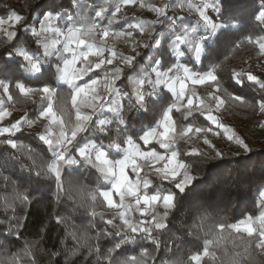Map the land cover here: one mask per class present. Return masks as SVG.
<instances>
[{
    "label": "trees",
    "instance_id": "trees-1",
    "mask_svg": "<svg viewBox=\"0 0 264 264\" xmlns=\"http://www.w3.org/2000/svg\"><path fill=\"white\" fill-rule=\"evenodd\" d=\"M223 2L224 0H221V4H223ZM241 2L246 5V9H242V11H246L250 13V15L247 16L245 22L239 27H226L223 20L224 10L221 9V11L217 13L214 8H210V13L215 23L223 25V28L213 34L204 44V51L201 53L199 61L196 60V56L193 52H191L189 57V51L184 45H181L180 48L183 51L184 48H186V52L184 51L186 53L185 56L172 54V46L174 42L182 38L184 29L199 27L200 32L198 34H204L202 27L203 21L199 17L189 13V11L187 14L180 13L181 15L179 18L168 9V15L161 19L158 25L154 27L153 35H150L149 32H133V30L128 27V22L131 20L128 16L123 19L118 18L114 21L118 31L132 33L134 39L131 41L124 39L116 41V50L125 56L134 57L132 63L133 67L141 63L151 64L148 78H139L144 81V86H150L151 89V81L156 79L157 71L166 72L182 64L191 70L206 72L209 70L212 71L213 64L220 65V67L216 69L218 86L221 89L220 93L226 100V103L230 105L231 115L245 118L247 111H256L257 109L233 104L228 101L227 93L240 95L252 103L258 102L261 96H264V89H261L259 84L249 81L246 78L247 74H251L255 75L258 80L264 81V63L251 62V57L256 53L258 48L244 42L245 37L248 35H264V25H260L258 21L253 19L254 11L259 9L261 5L260 0H241ZM42 3L44 7L51 9L54 18L57 13L61 11L64 16L71 15L76 17L79 15V9L76 5L71 3V0H63L62 9L52 7L54 0H42ZM101 5H105L103 0H87L86 8L88 9V16L95 17V19L99 21L92 9L99 11L98 8ZM107 6L110 9L109 15L112 16L114 14V8L112 5ZM36 7H40V5H29L25 7V0H0V19L6 21L3 25L5 31L0 34V40L7 41V47H9V49L16 47L26 32L31 36V31L41 24L43 19L42 15L34 19V9ZM13 11L22 16L23 19L20 24H16L14 21L12 25L8 24V16ZM131 21L134 20L132 19ZM62 25L64 28L69 27L68 24ZM74 26L84 27L83 24L79 23ZM8 31L15 33L12 40H8ZM31 39V47L26 48V50L35 52L36 59L41 61H46L48 59L57 60V57L54 56L47 58L43 56L44 50L42 49L38 37L31 36ZM237 44L240 45L239 48L236 47ZM133 45H136L135 52L132 51ZM162 45L169 52L168 61L170 62L157 64L154 62L153 54L159 53ZM210 45H212V47H210ZM7 50L8 49H6V51ZM65 56L70 59L71 53H65ZM17 59L22 61V57ZM22 62L27 65L26 61ZM12 63L15 64L16 62L13 61ZM120 67L127 69V66L123 64H120ZM43 68L44 64L41 63V69ZM96 71L102 73L103 70L99 69ZM234 72L244 74L241 78V83L238 84L236 82L237 78L234 76ZM95 74L96 73H93V75ZM40 75L43 78H41ZM48 77L49 72L47 70L42 74L38 73L36 75H29L27 72H18L15 69H10L6 73H0V80H4L6 83L10 84L11 94L17 106H33L31 108L29 107L31 111L28 110L17 113L11 123L5 126L0 125V127H10L15 122L32 117L33 119L36 118L35 116L40 112L38 110H40L41 106L39 107L38 105L31 104L30 101L24 102L23 97H20L18 90L15 88V84L19 82L24 83L27 87L39 88L43 86V83L46 82ZM85 79H88V77ZM119 86L120 81H117V87ZM132 87H135V85L133 84ZM157 89L166 93L169 102L174 101L172 92L167 87L158 85ZM0 90L3 91L2 89ZM206 115L207 113L193 111L191 116L187 119H183L179 112H173V118L178 124L187 125L192 123L215 129V125L207 119ZM225 123L232 130V124L228 121ZM235 126L236 135L244 140L250 151H244L237 144L236 146L227 144L218 149V151L222 153V156L217 158L213 152L209 151L201 137L194 136L191 142L186 139L178 141V145L182 149L180 159L191 165L190 173L192 176H196L197 169H201L205 173L212 172L220 176H224L225 172H227V179L235 178L239 180V170L241 167L247 166L252 162L255 163L257 168L264 166V132L256 131L257 133L255 135L250 136L247 135V131L245 133L244 130L237 127L238 123L235 124ZM40 132L41 131L35 128L22 129L20 133L12 134L10 138L17 144L27 145L28 148L32 149L38 156L51 159V152L48 151L47 146L38 139ZM8 137L9 134L7 133L0 136V159H5L6 157V163L8 164V168L0 167V172H3V176H0V200H3L5 196L11 195L13 189H15L26 194L29 197V203L26 206L17 204L14 209L7 210L0 207V264H12L13 257L17 258V264H25V261H27V264H66V261L68 264H92L97 255L95 253L89 255L87 248H80L81 239L77 238H83L85 235L88 237H95L102 233H107V235H103L98 241H90V243L99 246L101 264H106L103 253H106L107 250L114 247L115 244L130 237L131 234L119 227L114 228L113 225L106 223L108 219H111L112 215L111 209L107 208L102 198L101 203L94 206L97 215H92V188L82 187L75 182L69 184L63 173L60 182L62 188H57L54 180L47 182L37 177L33 169L32 161L25 153L5 147L4 141ZM194 148L197 152L202 153V155L192 154ZM208 157H215L216 159L210 164L202 163L206 161ZM67 171L68 168L66 166L64 173H67ZM4 176L10 178L6 180L3 178ZM152 181V185L144 189L147 194H155L158 185L162 186L164 192L171 190L178 193V189L171 186L160 177ZM45 183H50L52 186L51 194L47 196L40 194L38 188H36V186ZM172 211V209L168 210L170 215L165 220L166 225L171 224ZM155 212L162 216L165 212L163 205L159 204L155 206ZM101 214H103V219H101ZM256 215H258V210L253 213V217H256ZM243 218L242 215L236 216L235 209H233V219L230 220L229 223H235ZM57 219H60L62 222L57 223ZM17 221H19L18 227ZM196 223L198 225L207 224V217L201 218V220L196 221ZM114 224L119 226L121 222L118 223L114 221ZM166 231L167 228L160 231H153V236L157 235V233L161 234L162 249L161 253L156 255L155 260L150 259L148 264H159L163 252L162 234ZM74 236L77 238H74ZM131 237L140 241L149 251H152L154 248V245L148 242L147 235L145 234L137 233L135 236ZM225 246L231 248V241L225 242ZM125 247L129 249L127 252L128 256L139 255L140 253V248L132 245L122 246L120 249H117V253L120 255ZM28 248L31 249L32 254L24 255L25 250ZM74 248H79V253L69 260V250Z\"/></svg>",
    "mask_w": 264,
    "mask_h": 264
},
{
    "label": "clouds",
    "instance_id": "clouds-1",
    "mask_svg": "<svg viewBox=\"0 0 264 264\" xmlns=\"http://www.w3.org/2000/svg\"><path fill=\"white\" fill-rule=\"evenodd\" d=\"M71 3L77 6V0H71ZM103 3L106 4V0H103ZM86 4L87 0H80L81 6L77 7L79 15L76 17L64 16L62 11L57 13L55 19L62 24L69 25L66 31L56 27L59 37H64V40H59V43L63 42L64 44L71 31L82 28H75L74 25L78 23L84 25L83 22L88 19L96 20L95 17L88 16V9L84 7ZM260 4H264V0H260ZM29 5H40L34 9V19L41 15L44 21L47 17H53L51 9L44 7L42 0H25V7ZM52 7L62 9L63 0H54ZM219 7L220 11L224 10L223 20L226 27L242 26L247 16L250 15V13L242 11V9H246V5L241 0H224L223 4L220 0ZM35 33L36 31L33 30L31 36H36ZM31 36L26 32L18 45L11 49L7 47V41L0 40V73H6L10 69L27 72L26 65L22 62L25 60L17 59L20 57L18 52L21 49L27 51L33 60L44 64L40 74L46 70L49 72L46 85L58 93L55 100L58 116L54 117V122L59 121L57 124L59 136L74 129L81 112L87 107L88 98L82 90L93 89V86L103 83L113 76L115 69L107 66L99 68L95 61H88L87 64L80 63V67L77 68L75 63H72L74 56L71 54L70 59L65 56V53L74 51L66 46L48 52L44 49V57L55 56L57 60H38L35 58V52L26 50L31 47ZM6 49L8 50L6 51ZM190 54L191 51L188 53L189 57ZM153 55L154 62L157 64L170 62L168 61L169 52L163 45L159 53ZM185 55L186 53L183 54V56ZM199 59L196 58L197 61ZM13 61L16 63L13 64ZM76 63H79L78 59ZM100 63L103 64L102 59ZM66 64L69 66V76L61 80L58 70ZM150 68V63L137 64L135 67L130 64L127 69L122 68L120 75L114 77L112 90L101 92L103 103L90 113L87 126L80 132L73 145L71 158L76 163L61 168V175L62 173L65 175L69 184L75 182L82 187L93 189L92 194L98 196L93 202V207L101 203L98 194L111 191L121 170H127L133 160L139 159L140 156L158 157L160 160L181 156L182 149L179 147L178 141L182 139L165 140L161 134V129L168 119L169 106L172 103L168 101L166 93L159 89L153 91V89L145 88L143 95L138 98L137 88L132 87L135 81H143L139 79L140 77L148 78ZM99 69L103 70L102 74L96 71ZM93 73L96 74L93 75ZM86 77L88 79H85ZM41 78L43 77L41 76ZM117 81H120L119 87H117ZM78 94H80V99L76 102ZM43 127L45 128L47 125L44 124ZM153 133L156 134L155 138H149ZM53 147L55 151L53 148L47 147L51 152V159H54L56 153L60 151L58 146L54 145ZM86 149L89 150L86 156L82 155ZM40 157L45 159L43 156ZM215 159V157H208L202 163L210 164ZM66 166L68 171L64 173ZM0 167L8 168L6 157L0 159ZM109 168L111 171H108ZM132 171L139 179V172L135 169ZM144 173V179L149 181L145 187L147 189L153 183L148 175H155V173L150 166L144 167ZM239 175V180L227 179V172L224 176H220L197 169V175L192 176L193 180L187 186V191L176 193L168 190L166 192L175 195V204L172 208L171 224L166 225L167 231L162 234L163 252L159 264H233L234 259L237 264H264V250L256 248L251 249L250 255H244L241 249L228 248L224 245L213 248L215 259L209 260L204 256V253L209 250L210 242L217 240L221 235L222 226L225 229L223 234L227 236L230 234V226L253 217L256 210H258L256 217L264 215V166L257 168L254 162L249 163L240 168ZM0 176H3V172H0ZM39 177L47 182L54 180L56 187L60 188V184L53 176L42 174ZM3 178L7 180L10 177L4 176ZM174 187L176 188L175 184ZM36 188L42 195L51 194L50 183L40 184ZM162 191V186L158 185L155 194L162 193ZM233 209H235L236 216L242 215L244 218L235 223H229L233 219ZM164 215L168 218L170 214L167 212ZM204 217H207L208 223L198 225L196 221ZM245 239L247 238L245 237ZM147 240L154 245L150 259L155 260L156 255L160 254L162 249L161 234L157 233L155 236L150 234L147 236ZM124 245L139 247L140 252L147 249L133 237H128L109 249L117 250ZM128 251L129 249L125 247L124 251L115 258L113 264H122L125 257H131L127 255ZM100 259V256H96L92 264H97Z\"/></svg>",
    "mask_w": 264,
    "mask_h": 264
},
{
    "label": "snow or ice",
    "instance_id": "snow-or-ice-1",
    "mask_svg": "<svg viewBox=\"0 0 264 264\" xmlns=\"http://www.w3.org/2000/svg\"><path fill=\"white\" fill-rule=\"evenodd\" d=\"M139 5L141 8L147 7L150 11L154 12L156 19L151 21L137 20L135 23H130L129 27L135 29L139 33L150 32L155 24L160 22V18H164L168 15V9L178 7L181 9H187L191 12H196L199 14L200 19L203 21V35L198 34L200 32L199 27H193L191 29H184V35L174 42L172 46V52L174 55L183 56L185 53L181 50L180 46H186L188 51L195 54L196 58L199 59L201 53L204 51V44L208 39L211 38L218 30L223 28V25L216 24L209 17L207 10L209 8H214L217 13L220 12V0H161L159 6L152 4L149 0H106V6L112 5L114 8V14L109 19L108 25L106 27H101L97 20H85L84 27L79 30L71 31L67 40L64 43L69 49L74 50L71 54L74 56L72 63H75L77 68L80 67V63L87 64L88 61H95L99 68H104L105 66H111L115 69L112 77H109L103 83H98L93 86V89L82 90L83 94L87 96V107L81 112L78 123L73 130L68 131L64 134L58 136L57 134V124L59 121L54 122V117L58 116L56 111V96L58 93L54 92L52 87H48L46 82L43 83L42 87L32 88L27 87L24 83L17 82L15 88L18 90L20 97H23L24 102H33L32 97H38L41 103L40 116L43 121H46L47 127L39 133L38 139L47 147L53 148L54 145L60 148V151L56 153L54 159L46 160L42 159L40 156L35 154L32 149L28 148L27 145H20L12 141L10 138L12 134L20 133L24 127L27 125L32 128L34 121L22 120L13 123L10 127H0V136L4 134H9V137L4 141L6 148L15 149L25 153L28 158L32 161L33 169L35 170V175L39 177L42 174H48L53 176L60 184L61 182V168L65 165H73L76 163L72 156V148L74 143L79 137L80 132L84 130L90 120V113L97 108L99 104L103 103L101 92H107L112 90L114 77L119 76L122 68L119 67L120 64L128 66L133 63L134 57L125 56L116 50L115 42L119 40H133L134 36L132 33L126 32H113L112 24L118 19V14L121 13L125 6ZM80 0H77V7H80ZM86 7V5H84ZM107 8L102 7L98 12L95 13L97 19L103 20ZM22 16L18 15L15 11L11 12L8 16V22H15L20 24L22 21ZM253 19L258 21L260 25H264V4H261L259 9L255 10L253 13ZM54 17L45 18V24L42 25L41 31L36 32L37 37L44 33H51L55 37H59L58 31L54 26ZM6 23L5 20L0 19V34L5 30L3 25ZM15 36L14 32L8 31V40H12ZM247 44L252 45L259 49L261 56H264V35H248L245 37ZM139 43V42H137ZM59 39H45L42 41L43 48L46 52L50 49H57L59 45ZM75 45V47H73ZM237 48L240 47L239 44L236 45ZM132 51H136V45H133ZM18 55L22 57L26 62V71L29 75L38 74L41 72V64L35 60L27 53V51L21 49ZM79 63H76V60ZM101 59L103 64L100 63ZM90 66V65H89ZM220 65L213 64L212 71L203 74L193 73L188 67L182 64L177 65L176 75H170L168 72H156V79L151 81L152 89L155 91L158 85H164L167 87L175 96V100L170 104L168 110V119L164 123L163 129H161V134L165 140L168 139H186L189 142L192 141L193 137L203 136V143L209 147L215 148V145L207 138V134L220 135L221 133L214 132L210 127H202L189 123L178 124V122L173 118V112H179L183 119H187L192 115L193 111H199L202 113H207V119L211 121L217 129H222V135L228 141L237 144L244 151H250L248 145L236 135L234 131L225 126L217 117H215L212 112L213 109L210 103L206 102L203 98H198L194 87L196 85H210L215 88V91L209 92V101L215 102V110L219 111L222 109L226 103L225 99L219 93L221 89L218 86V76L216 75V69ZM60 72V79L64 80L69 76V66L66 64L64 67L58 70ZM234 76L237 78L236 82L241 83V78L244 76L243 73L234 72ZM247 80L259 84L261 89H264V81L258 80L255 75L247 74ZM190 82V84H189ZM135 87L137 88L138 98L143 95L144 81H135ZM0 89L7 94V99L10 101L13 99L11 94V86L4 80H0ZM228 101L233 104H237L241 107L258 109L259 112L264 113V96H261L260 100L256 103L247 101L244 97L240 95H233L227 93ZM80 99V94L77 95V101ZM5 102L0 99V122L3 121L4 117L10 116L11 113L4 111ZM264 126V125H262ZM155 133L150 134L149 138H155ZM89 150L86 149L82 155L87 154ZM194 155H202L193 149ZM217 158L222 156L220 151L215 153ZM150 166L155 175H158L162 180H170L175 182L176 189L179 192H184L188 185L192 183L193 177L190 174V165L182 162L180 157L173 156L171 159L165 158V160H160L158 157H146L140 156L139 159L133 160L128 166L127 170L122 169L119 178L116 180L114 187L111 191H106L99 193V198L106 204L108 209L115 210L112 213L113 219H108L107 224L113 225V227H119L122 230L127 231L131 236H135L137 233H142L145 235H150L153 231H160L166 228L165 220L166 215H158L155 212V206L162 203L165 212L171 210L175 204V195L171 193H159V194H143L141 189L148 185L149 181L144 179V167ZM135 169L139 172V179H132L129 176V170ZM108 171H111L109 168ZM136 175V174H135ZM149 188V187H148ZM115 196L119 197L117 201ZM98 198L97 194H91V200L94 202ZM29 203V197L23 192L13 189V192L9 196H5L3 200H0V207L7 209H14L17 204L27 205ZM138 212L141 217H151L150 220H134L132 214ZM92 215H97L95 208L93 207ZM119 218L121 224L119 226L114 224V219ZM101 219H103V214H101ZM60 219H57V223H61ZM151 225V226H149ZM19 226V221H17V227ZM11 231V229H10ZM225 229L222 226L220 229L221 235L217 240L210 242L209 250L204 253L205 258L212 260L215 259V254L213 248L218 246H224L225 242L231 241V246L233 248H239L242 250V254L250 255L252 248L259 250H264V215L259 217H250L239 224L230 226V234L225 236ZM103 235L107 233H102L95 237H88L85 235L81 239L80 248H87L89 255L95 253L100 256V249L98 245L90 243L91 240H99ZM130 236V237H131ZM245 237L247 239H245ZM35 243V242H31ZM79 253V248H74L69 250V260L71 257ZM31 249L25 250L24 255H31ZM152 252L148 249L143 250L139 255H134L131 257H125L122 264H148L151 258ZM119 256L115 248L107 250L103 253L104 261L106 264H113L115 258ZM199 260V258H197ZM12 264H17V258H12ZM66 264L68 262L66 261ZM97 264H101L99 260ZM233 264H237L236 260H233Z\"/></svg>",
    "mask_w": 264,
    "mask_h": 264
},
{
    "label": "rangeland",
    "instance_id": "rangeland-1",
    "mask_svg": "<svg viewBox=\"0 0 264 264\" xmlns=\"http://www.w3.org/2000/svg\"><path fill=\"white\" fill-rule=\"evenodd\" d=\"M149 2L159 6L160 3H161V0H149ZM92 11H94L95 13L98 12L96 9H92ZM170 11L172 13H174L175 16L180 18V15H181L180 13H182L180 8H178V7L170 8ZM210 11L211 10L209 8L207 10V13H208L209 17L212 19V21L215 23V20L211 16ZM189 13L193 14L194 16L199 17V14L196 13V12L189 11ZM183 14H185V13H183ZM126 16L130 17L131 20L132 19L134 20V21L130 20L128 22V27H129L130 23H135L137 20L151 21V20H154V19L157 18L154 12L150 11L147 7L141 8L138 4L137 5H133V6H125L122 9L121 13L118 14V18H121V19H123ZM161 19H163V18H160V20ZM99 21L102 22V23L105 22L104 19L103 20H99ZM12 23L13 22H9L8 24L12 25ZM44 24H45V21L42 19L41 24L37 28H35L34 30L36 32H40L41 31V27ZM156 25H158V23L155 24L154 27ZM54 26L55 27H60L62 30H65V31L67 30V28H64V26L62 24H60L57 20L54 21ZM73 27L79 28L81 26H73ZM130 29L133 30V32H136L135 29H133V28H130ZM32 31H31V33H32ZM46 38L49 39V40H51V39H59V37H55L51 33H44L41 36H39L38 40L41 43V46H42L43 50H44V48H43V45H42V41H44ZM73 47H75V45H73ZM51 50H53V49H50V51ZM184 51L186 52V48H184ZM251 62L252 63H260V64L264 63V56L260 55L259 49L251 57ZM175 70H176V68H173V69L168 70L166 72H168L170 75L175 76L176 75V71ZM209 71H206V72H209ZM206 72H199V73L203 74V73H206ZM189 84H190V82H189ZM190 87H194L195 88V92H196V95H197L198 98H203V99H205L206 102L210 103L213 111H215V112H212V114L215 117H217L225 126L228 127V125H226L225 122H227L226 121L227 118L231 117V118H234L237 121V123H238L237 127H239L240 129L244 130L245 133L247 131V133H248L247 135H250V136L251 135H255L257 133L256 131L264 132V126H262V125H264V113L259 112L258 109L256 111H250V110L247 111V114H245V118L235 117V116L231 115V107H229L230 105H228V103H225V105H224V107L222 109H220L219 111H216L215 110V102L214 101H209V99H208L209 92L210 91H213V92L215 91V88L213 86H210V85H196V86H192L190 84ZM219 94L222 95L221 93H219ZM0 99H3L4 102H5L4 111H8V112L11 113L10 116L4 117L3 121L0 122L1 126H5L6 124L11 123L12 120L16 117L17 113L23 112V111H28V110H30L31 107H33V106L30 107L29 105L28 106H24V107L22 105L17 106L16 102L13 99L9 101L7 99V94H5L1 90H0ZM32 100H34L36 102L35 103L31 102V104L38 105L39 107L41 106V103L39 102L38 97H32ZM38 111H40V110H38ZM35 117H36L35 119H33V117H32V118H27V120L34 121V125H33L32 128L38 129V131H43V129H44L43 125L46 123V121L42 120V118L40 116V112ZM32 128H29L27 125L26 126L24 125V127H23V129H32ZM221 130L222 129H217V128L213 129L214 132L221 133L220 135H212L211 133L207 134V138L211 141V143L213 145H215V148L209 147L208 145H207V148L209 149V151L213 152L214 154L216 153V151H218V149L220 147H223L224 145L228 144L230 146H236L235 143L230 142L226 138H224V136L222 135V131ZM235 130L232 129V131H234V132H235ZM201 138H202V140L204 139L203 136H201ZM161 151L163 152V150H161ZM141 175H145V173H142ZM129 176L132 179H136L135 173H132L131 170H129ZM158 177H159L158 175H152V174L148 175V178H150L151 180H156V179H158ZM165 181H167L169 183L170 180H165ZM169 184L171 186H174L175 182L172 181V183H169ZM142 189H144V188H142ZM145 192H146V190H145ZM162 193H166V192H164V190H163ZM115 199L118 201L119 197L115 196ZM114 211L115 210L111 209V215H112V213ZM132 216H133L134 220H138V221L139 220H150L151 219V217H147V218L141 217L138 212L133 213ZM111 219H113V216L111 217ZM114 221L118 222V223L121 222L119 220V218H115Z\"/></svg>",
    "mask_w": 264,
    "mask_h": 264
},
{
    "label": "built area",
    "instance_id": "built-area-1",
    "mask_svg": "<svg viewBox=\"0 0 264 264\" xmlns=\"http://www.w3.org/2000/svg\"><path fill=\"white\" fill-rule=\"evenodd\" d=\"M102 7H106V8H107V10H106V12H105V16H104V18H103V19L105 20V22L102 23V22L97 21V23H99L100 26L103 28V27H106V26L108 25L109 19H110L112 16L109 15L110 9H109L108 6H106V5H101L98 9L100 10ZM180 10H181L182 13H185V14L188 13V10H187L186 8H185V9H181V8H180ZM112 31H113V32H119L118 29L116 28L114 22H113V24H112ZM153 32H154V28L149 32V34H150V35H153ZM59 40H60V41H63L64 38H63V37H59ZM63 47H64L63 42H61L59 45H57V48H63ZM54 57H55V56H54ZM107 67H110V66H107ZM101 74H102V73H101ZM145 88L151 90V87H150V86H147V85H145V86L143 87L142 90L144 91ZM226 120H227L229 123L232 124V129L235 130V129H236L235 124H237V121H236L234 118H231V117L227 118ZM25 126H26V125H25ZM141 192H142L143 194L146 193L144 189H142ZM161 204H162V203H161Z\"/></svg>",
    "mask_w": 264,
    "mask_h": 264
},
{
    "label": "crops",
    "instance_id": "crops-1",
    "mask_svg": "<svg viewBox=\"0 0 264 264\" xmlns=\"http://www.w3.org/2000/svg\"><path fill=\"white\" fill-rule=\"evenodd\" d=\"M171 70V69H170ZM191 70V69H190ZM192 72L193 73H199L198 71H195V70H192ZM210 72V71H209ZM172 95H173V93H172ZM173 97H174V100H175V96L173 95ZM161 151V150H160ZM162 152V151H161Z\"/></svg>",
    "mask_w": 264,
    "mask_h": 264
}]
</instances>
